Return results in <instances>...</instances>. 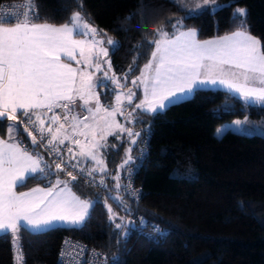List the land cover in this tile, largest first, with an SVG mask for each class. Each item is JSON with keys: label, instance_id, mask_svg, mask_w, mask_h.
<instances>
[{"label": "trees", "instance_id": "16d2710c", "mask_svg": "<svg viewBox=\"0 0 264 264\" xmlns=\"http://www.w3.org/2000/svg\"><path fill=\"white\" fill-rule=\"evenodd\" d=\"M10 1L17 0L0 3ZM34 4L36 23L64 25L80 11L83 21L96 28L100 37L117 41L115 48L109 47V58L124 87L131 86L152 58L155 44L148 41L161 38L157 30L171 38L179 31L195 29L199 40L248 31L264 44V0H216L219 7L212 5L191 15L173 0H34ZM237 8L247 9L246 29L233 15ZM108 91L101 100L111 107L114 96ZM246 115L264 119V108L245 106L237 96L209 89L195 90L192 97L162 113L137 111L132 132L141 135L136 143H131L126 132L110 137L101 148L106 167L103 174L96 173L103 180L101 187L72 181L54 170L19 125V141L28 151L41 155L51 175L28 179L15 190L49 187L59 179L80 199L94 204L78 228H53L37 234L22 229L18 246L10 235H0V264H16L13 247L22 254L20 264H56L65 236L101 251L104 264H264V137L230 131L221 137L215 135L220 123ZM7 128L8 120L4 119L0 137ZM146 132L150 134L147 153L133 176L140 198L134 201L124 190V179L137 160ZM129 148L133 149L134 162L121 168ZM115 195L123 200V207L112 199ZM106 202L117 209L115 222L109 220ZM131 215L167 228L169 235L154 241L139 235L135 226L116 229V223H126ZM124 231L129 235L122 240Z\"/></svg>", "mask_w": 264, "mask_h": 264}, {"label": "snow or ice", "instance_id": "6c2138e0", "mask_svg": "<svg viewBox=\"0 0 264 264\" xmlns=\"http://www.w3.org/2000/svg\"><path fill=\"white\" fill-rule=\"evenodd\" d=\"M185 0H180L183 6ZM210 0H203V3H197L195 8H189L188 12L196 13L205 8ZM216 4V0H211ZM28 8L29 11H20L22 8ZM82 8V5H80ZM34 0H28L25 5L19 6L17 11L9 18L0 16V122L4 119L13 122L8 127V140L0 139V233L11 234L14 246H18L19 232L23 229L33 234H37L44 229L50 228L56 222H64L73 226H82L90 215L94 201L82 200L71 193L67 182L57 179L56 184L51 188H33L30 192H23L19 195L15 189L22 186L28 179H46L51 175L50 166L42 165V157L39 154L32 155L27 149H21V141L16 140L12 135L18 131L20 123H25L24 131L33 145L43 144L46 134L51 136L47 141V147L59 154V149L55 142L65 129L63 123L52 131L60 117L53 114L48 117V113L53 112V108H69V105L75 103L76 99L82 100L83 106H87L89 100L95 95L92 89L103 85V80L93 82V79L85 71L71 67L69 63L61 62V54L69 60H75V51L79 49L81 58L88 67H91L93 60H99L100 56H109L110 48L100 47L97 45L101 41L95 39L97 29L91 27L88 23L83 22L80 11H76L69 18V23L60 27L49 24L30 23L31 19L38 18L35 11ZM234 17L240 19V27L247 28V9L238 8L233 13ZM21 16L23 19L21 20ZM15 19L17 23L13 27L3 26L5 23H11ZM86 30L83 35L93 34L91 45L85 55L83 41L72 39L74 32L80 34V27ZM160 39L148 41L149 45L155 44V50L151 53V60L144 66L141 71L140 80L145 86V100L137 104L133 109L147 111L149 113H162L169 107L183 102L186 97H190L199 85L217 83L224 85L229 91L237 93L249 104L259 105L264 108V44L261 40L252 36L248 31H236L231 35H226L214 40L200 42L196 39L197 32L195 29L181 32L179 36L168 39V33L157 30ZM107 44L115 48L118 44L113 39H108ZM137 49L141 47L136 46ZM93 49H96L94 52ZM140 53L137 52V56ZM108 63L111 69V63ZM155 62V74L150 78L151 86L149 88V76L146 70H151ZM80 63V61H77ZM135 63V59H134ZM229 65L233 68L240 69V75L243 77V83L236 79H224L222 76L223 66ZM97 71H102L101 64L95 63ZM131 70V68H130ZM205 78L201 79V73ZM220 72V75H216ZM235 75V74H233ZM79 77V83H78ZM105 79H108V73H104ZM112 82L119 86V82L113 79ZM254 82V83H250ZM137 81L133 80V84ZM259 85V86H254ZM87 93V99L85 94ZM135 93L129 90L127 100L132 102ZM97 111L100 110L99 97L96 96ZM117 101L121 100V94L116 97ZM60 101H67L65 104ZM46 109V112L37 110ZM22 110V111H20ZM92 112L91 108L87 109ZM114 109L109 115H113ZM18 114L25 117L24 121H18ZM131 116L132 114L129 113ZM35 117V119H33ZM45 118L50 123L45 125ZM63 119L68 120V115ZM75 122L72 130L75 133L76 127L81 121L76 116L72 117ZM132 122L131 120L129 121ZM248 124L247 118L244 121H235L234 125L239 128L241 125ZM31 126V130L29 128ZM85 128L89 127L87 124ZM111 127V125H109ZM121 132H127L131 138V143H136V138L141 133H133L131 129H126L122 125L116 124ZM39 131V140L34 131ZM223 129H217L221 133ZM83 134V133H82ZM108 134H111L109 132ZM105 137H101L104 139ZM70 139L66 134L59 143L63 144L65 140ZM80 145V141H75ZM103 147L99 141L92 142L88 146H81V157H87L96 161L100 165L99 169L92 168L87 170L88 176L93 172L106 171L103 161L96 153ZM93 149L96 151L94 152ZM133 149L129 148L126 158L120 165L124 168L134 162L131 156ZM72 153V149H68ZM146 149L141 150V157L145 154ZM66 163L61 161L56 163L58 171H63L62 165ZM73 168L76 165L72 166ZM81 173L86 170L81 169ZM72 181L77 180V176L68 172ZM119 180V177H115ZM63 183L64 187L59 185ZM103 185V180L100 182ZM121 185L117 183L116 188ZM130 187V185H129ZM67 193V195H65ZM119 206L123 207V200L120 197H112ZM129 212V209H124ZM109 220L115 222L116 213L111 207H108ZM143 224V218H141ZM116 229H130L134 227L132 221L127 223L121 222L115 224ZM158 230V229H154ZM121 239L125 240L129 235L128 231L121 234ZM83 251V249H82ZM63 256V252H62ZM115 259V258H114ZM18 264L22 261V254L17 257Z\"/></svg>", "mask_w": 264, "mask_h": 264}, {"label": "rangeland", "instance_id": "374dc122", "mask_svg": "<svg viewBox=\"0 0 264 264\" xmlns=\"http://www.w3.org/2000/svg\"><path fill=\"white\" fill-rule=\"evenodd\" d=\"M173 1L178 3V5L180 6V9L182 11H185L188 14H189V12H188L189 8H195V5L197 3H201V4L203 3V0H185L184 4L182 6L180 3V0H173ZM212 5L213 4L211 3V0H210L209 4L207 6H205V8H203L202 10H204L208 7H211ZM202 10H200V11H202ZM196 13H198V12H196ZM191 14H195V13H191ZM191 14H189V15H191ZM43 24H45V23H43ZM85 31L86 30L83 28V26H81L80 29L78 30L80 35H82L81 40L84 42L85 55L87 56V49L92 43L93 34L88 33V35H83L82 33H84ZM98 34H99V32L97 30L96 35H95V39L101 41V43L99 45H97V49L100 47L109 48L110 46L107 44V40L109 38L108 37L102 38ZM93 51L95 52L96 49H93ZM77 61H80V63H76L77 66L74 68L78 69V71L87 72L88 75H90L92 77L93 82L103 80L104 84L107 85V87H104L103 85H101L99 87L92 89V91L95 95L93 96V98L91 100H89V103L87 104V106H83L84 102L82 100H80L79 98H77L74 104L69 105L68 109H65L62 107L65 115H68V120H66L68 123V126L62 132L67 133L68 136L71 134H76L79 138L81 137V138L86 139L87 140L86 146H88L92 142H95V141H99V143L102 144V142H105V140L109 139L110 137L117 136V135L123 133L118 128H116V124L122 125L124 128L131 129V131H132V125L135 122V116H134L135 112L141 111V112L147 113V111H142L139 109H137L135 112H133V109L136 108V105L141 104L145 100V94H144L145 86H144V84H142L140 82V80L137 79L138 77H140L141 72L138 75V77L134 79L137 81L136 84H133V82H132L131 86L124 87L119 82V86H117L116 84H114L112 82V80L113 79L118 80V79H117L116 75L114 74V72L112 71V69H109L108 63L105 62V61L110 62L109 56H107V57L100 56L98 61L96 59H94L91 67H88L85 64V61L81 57L79 59H77ZM96 62H99L101 64L102 71L96 70V68H95ZM142 70H144V68ZM105 72L108 73V79H105V77H104ZM146 74L149 76V82L148 83H149V87H150V83H151L150 78L154 75L153 69L146 70ZM78 83H79V77H78ZM124 84H126V83H124ZM114 89L117 90L116 93L113 92ZM105 90H109L108 92H111L110 93L111 96H114L113 97V103H112L111 107H107L101 100L102 94L105 93ZM129 90H131V92L135 93V95L132 97L131 103H129L127 100ZM118 94H121V100L120 101H117V99H116ZM96 96L99 97V103L101 106L99 111L96 110L97 109V103H96V99H95ZM85 98L86 99L88 98L87 93L85 94ZM240 98L243 100L245 106L247 104L249 106L255 107V104H249L242 97H240ZM61 104L63 105V102H61ZM88 108H91L92 112H89L87 110ZM117 108L119 109L118 111H115L113 113V115H109V113L113 112V110L117 109ZM80 112L83 114L82 116L79 115ZM129 113H131L132 115L130 116ZM73 116H76L77 119L79 121H81V123H79L77 125L75 133L72 130V126L75 123L72 119ZM246 118H247L248 124L241 125L239 128H237V126L234 125L235 121H238V120L244 121ZM130 120L132 121L131 123L129 122ZM10 124H12V122L8 121V127ZM48 124L49 123H47V121H45V125L47 126ZM85 124H87L89 127L85 128L84 127ZM109 125H111V127H109ZM55 128H57V127H55ZM22 129L24 130V127H22ZM217 129H223V131L218 134ZM7 131H8V128H7ZM52 131L55 132V129L53 128ZM229 131L235 132V133H240V134H245V135H261L264 137V119L263 118L262 119L261 118H253V117H249L248 115H246L243 118H235V119L220 123L216 127L215 135L217 137H221L224 133L229 132ZM109 132H111V134H108ZM101 137H105V138L101 139ZM48 138L51 139V136L48 135ZM93 151L95 152L96 150L93 149ZM96 154L98 155V157L100 159H102L99 152ZM85 158H87V157H85ZM87 159L91 161V165H90L91 169L92 168L99 169L100 165H97L96 161H94L90 158H87ZM102 161H103V159H102ZM95 173L101 175L104 173V171L102 172V171L97 170V171H95ZM114 197H116V195ZM106 204H107V210H108V207H111L112 211L114 213H116L115 220H117L119 218V216H118L117 209H116L115 205L110 203V202H106ZM18 255H19V251H18ZM14 258H15L16 264H18L17 257H15V255H14Z\"/></svg>", "mask_w": 264, "mask_h": 264}, {"label": "built area", "instance_id": "2783aa9c", "mask_svg": "<svg viewBox=\"0 0 264 264\" xmlns=\"http://www.w3.org/2000/svg\"><path fill=\"white\" fill-rule=\"evenodd\" d=\"M27 2L28 0H17V1L0 3V16L5 17L6 19L9 18L11 14L17 11V8H19V6L25 5ZM20 11L27 12L29 11V9L25 7L20 9ZM34 11L37 15L36 7ZM22 19L23 17L21 16V20ZM36 20L37 18L31 19L29 22L30 23L35 22ZM15 23H17V21L15 19H12L11 23H5V24H15ZM53 114L60 117V120L56 124V126L58 127L59 123H63L66 128L68 123L63 119L65 113L62 107L53 108V112L49 113L48 117H51ZM24 120L25 117L18 114V121H24ZM19 125L24 128L26 126L25 123H20ZM29 128L31 130L30 125ZM33 135H35L39 140L40 133L38 130L34 131ZM149 136H150L149 132H146L142 137L137 149V160L132 166L128 168L127 174L124 179V187H125L124 190L127 196L134 201L139 200L140 192L137 188L133 186V176L135 172L138 170V168L141 166V164L143 163V160L146 156L148 143H149ZM69 137L70 139L65 141L63 144L55 143L59 149V154H57L56 151L50 150L47 147V141L49 140L47 134L45 136L43 144H37V146L47 156L54 170L58 171L55 167L56 163H60L61 161H64L66 163L62 165L63 171H58V172H61L67 176H69L68 172H72V174L76 175L77 179L81 180L84 184L91 185L94 187L103 186L100 183L101 179L98 177L96 173L93 172L92 176H88L86 171L84 173H81L80 171L81 168L79 167L78 162L76 161L77 144L75 143V141L78 140L80 141V144L86 145L87 140L84 138H79L76 134H71L69 135ZM20 146L26 149L25 144L21 143ZM69 148L72 149V153H69L68 151ZM142 149H146L143 157H141ZM73 165H76V167L73 168L72 167ZM141 218H143L141 215H131L128 217L129 221H132L134 223L136 231L139 235L154 241H158L169 235V230L167 228L161 227L160 225H156L152 222H148L144 218L142 224ZM154 229H158V230H154ZM62 252H63V256H62ZM104 262H105V255L101 251L91 248L90 246H87L85 243L76 240L72 236H65L63 238L60 247L56 253V264H104Z\"/></svg>", "mask_w": 264, "mask_h": 264}, {"label": "crops", "instance_id": "0c3cea01", "mask_svg": "<svg viewBox=\"0 0 264 264\" xmlns=\"http://www.w3.org/2000/svg\"><path fill=\"white\" fill-rule=\"evenodd\" d=\"M31 23H35V24H43V23H36V22H31ZM3 26H5V27H13V26H15V24H4ZM54 26V25H53ZM60 26H62V25H60ZM60 26H56V27H60ZM70 27H71V24L69 25ZM189 30H191V29H189ZM188 30H184V31H179L175 36H173V37H171V38H168V39H173V38H175L176 36H179L180 35V33L181 32H187ZM232 34V33H231ZM231 34H228V35H231ZM226 36V35H225ZM221 37H224V36H221ZM81 38H82V35H80V34H77L76 32H74L73 33V35H72V39L73 40H75V41H82L81 40ZM217 38H220V37H215V38H211V39H207V40H214V39H217ZM196 39L198 40V41H200V42H203V41H206V40H199L198 39V36L196 37ZM74 55H75V57H76V59L75 60H69L67 57H65L63 54H61V62H63V63H69L70 65H71V67H76L77 66V59H79L81 56H80V51H79V49H77L76 51H75V53H74ZM151 60V59H150ZM75 61V62H74ZM144 68V67H143ZM152 69H153V72H154V74H155V62H153V67H152ZM223 73H224V75L222 76V78H224V79H229V80H231V79H236V80H238V82H240V83H243V77L240 75V73H241V70L240 69H236V68H233V67H231V66H229V65H224L223 66ZM216 75H220V72H216L215 73ZM233 74H235V75H233ZM201 79H204L205 78V74L202 72L201 73V77H200ZM250 83H254V82H250ZM150 86H151V83H150ZM254 86H259V85H255L254 84ZM150 88V87H149ZM197 89H209V90H221V91H225V92H228V93H230V94H232V95H234V96H237V97H239L240 98V96L237 94V93H235V92H231V91H229L224 85H221V84H219V83H217V84H215V85H211V84H204V85H199L197 88H196V90ZM194 93V92H193ZM193 93L191 94V96L190 97H192V95H193ZM190 97H186L184 100H187V99H189ZM183 100V101H184ZM61 102H63V104H65V103H67V101H60L59 103H61ZM20 111H22V110H20ZM37 111H39V112H41V113H43V112H46L47 110L46 109H40V110H37ZM146 113V112H145ZM49 114V113H48ZM147 114H154V113H149V112H147ZM79 115H83L81 112L79 113ZM33 119H35V117H33ZM45 121H47V123H50V120L48 119V118H45ZM68 126V125H67ZM55 127H57L56 125L53 127L54 129H56ZM23 130V129H22ZM24 131V130H23ZM25 132V131H24ZM26 133V132H25ZM123 133H126V132H123ZM27 134V133H26ZM64 134H66V135H68L67 133H64V132H62L61 134H60V136H59V138L57 139V141L55 142L56 144H60L59 143V139H62L63 138V135ZM122 134V133H121ZM12 135L16 138V140H18L19 141V138H18V136L16 135V132H13L12 133ZM8 137H9V133H8V131L5 133V136L4 137H0V139H5V140H8ZM47 137H48V135H47ZM81 138V137H80ZM48 139H50V138H48ZM108 140V139H107ZM107 140H105V142L107 141ZM66 141V140H65ZM64 141V142H65ZM105 142H102V144L101 145H103L104 146V144H105ZM21 144V143H20ZM20 144H19V146H20ZM81 146H86V145H82V144H80V145H77V151H76V161L78 162V164H79V166H80V168L81 169H91V161L90 160H88L87 158H85V157H81L80 156V152H81ZM20 148L21 149H24V148H22L21 146H20ZM103 148V147H102ZM29 153H31L32 155H36V154H39L37 151L36 152H30L29 151ZM99 154L101 155V157H102V159H103V166H105V163H104V158H103V156H102V150L100 149L99 150ZM40 155V154H39ZM41 156V155H40ZM42 163V165H43V162H41ZM105 172V171H104ZM61 181H63V180H61ZM56 182H57V180L53 183V185L54 184H56ZM43 188V189H47V188H51L52 187V185L51 186H49V187H44V186H34V187H32V188H30V189H28V190H25V191H21V192H18V191H16V193L19 195L20 193H23V192H30L33 188ZM64 187V184L63 183H61L60 185H59V188L57 189V191H59V189L60 188H63ZM69 188V187H68ZM70 189V188H69ZM70 191H71V193L72 194H74L73 192H72V190L70 189ZM65 195H67V193L65 194ZM75 195V194H74ZM78 227H80V226H73V225H71V224H67V223H64V222H56V223H54L50 228H47V229H44V230H42L41 232H44V231H47V230H50V229H53V228H78ZM26 231V230H25ZM27 232H29V231H27ZM29 233H31V232H29ZM40 233V232H39ZM5 233H0V235H4ZM8 235H10L11 237H12V235L11 234H8ZM13 252H14V255H15V257H18V252H17V249H16V247H13Z\"/></svg>", "mask_w": 264, "mask_h": 264}, {"label": "water", "instance_id": "95a60500", "mask_svg": "<svg viewBox=\"0 0 264 264\" xmlns=\"http://www.w3.org/2000/svg\"><path fill=\"white\" fill-rule=\"evenodd\" d=\"M128 221H129V220H128ZM128 221H127V222H128ZM127 222H126V223H127Z\"/></svg>", "mask_w": 264, "mask_h": 264}]
</instances>
